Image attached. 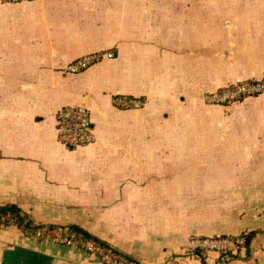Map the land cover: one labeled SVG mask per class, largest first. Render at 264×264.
Masks as SVG:
<instances>
[{"label":"crops","instance_id":"0c3cea01","mask_svg":"<svg viewBox=\"0 0 264 264\" xmlns=\"http://www.w3.org/2000/svg\"><path fill=\"white\" fill-rule=\"evenodd\" d=\"M263 75L264 0L0 1V205L76 224L136 264H264V91L202 99ZM116 95L145 103L117 107ZM74 104L96 139L67 148L54 115ZM238 234L246 250L222 263L181 253L191 235ZM0 264L102 262L8 224Z\"/></svg>","mask_w":264,"mask_h":264},{"label":"built area","instance_id":"2783aa9c","mask_svg":"<svg viewBox=\"0 0 264 264\" xmlns=\"http://www.w3.org/2000/svg\"><path fill=\"white\" fill-rule=\"evenodd\" d=\"M5 3H18L25 0H0ZM114 53L105 51L82 55L66 66V72H79L86 69L102 57L111 58ZM264 91V75L260 79L238 80L222 87L203 93L202 99L207 104L227 107L239 102L246 97L259 95ZM115 106L121 108H139L144 105L145 100L140 97L116 95L112 98ZM55 132L57 140L67 148L81 147L95 142V134L89 110L79 104L60 107L55 112ZM10 224H15L10 222ZM4 226V225H0ZM36 238L51 237L57 242L71 244L75 243L80 249L96 255L102 264H136L127 260L122 255L113 253L110 247L95 244L90 240H82L73 235H65L61 228L55 235H49L44 229H37L30 233ZM246 234L238 235H214L200 236L191 235L183 246L181 253L184 256H201L207 252L219 255V263L239 255L247 248Z\"/></svg>","mask_w":264,"mask_h":264},{"label":"trees","instance_id":"16d2710c","mask_svg":"<svg viewBox=\"0 0 264 264\" xmlns=\"http://www.w3.org/2000/svg\"><path fill=\"white\" fill-rule=\"evenodd\" d=\"M10 222H14L18 227L23 229L24 231L31 233L37 229H44V232L49 235H55L59 228L62 229L63 234L65 235H73L74 237L82 240H90L95 244H101L106 245L93 235H91L89 232H87L82 227L76 225V224H70L66 226H59V225H42V224H34L31 220V218L22 212V210L15 204H2L0 205V225H8ZM251 238V235H245L246 244L248 245V242ZM109 247V246H108ZM111 249V248H110ZM111 251L117 255H120L117 251L114 249H111ZM125 259H128L124 256Z\"/></svg>","mask_w":264,"mask_h":264}]
</instances>
